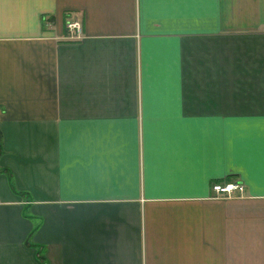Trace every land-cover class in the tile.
<instances>
[{
  "label": "crops",
  "instance_id": "crops-1",
  "mask_svg": "<svg viewBox=\"0 0 264 264\" xmlns=\"http://www.w3.org/2000/svg\"><path fill=\"white\" fill-rule=\"evenodd\" d=\"M0 264H264V0H0Z\"/></svg>",
  "mask_w": 264,
  "mask_h": 264
},
{
  "label": "built area",
  "instance_id": "built-area-1",
  "mask_svg": "<svg viewBox=\"0 0 264 264\" xmlns=\"http://www.w3.org/2000/svg\"><path fill=\"white\" fill-rule=\"evenodd\" d=\"M69 31L70 30H80V26L77 23H72L67 25ZM211 189L215 192L216 197L220 194H227L233 193L234 191L238 192V195L243 194L244 186L241 182H216L212 183Z\"/></svg>",
  "mask_w": 264,
  "mask_h": 264
},
{
  "label": "rangeland",
  "instance_id": "rangeland-1",
  "mask_svg": "<svg viewBox=\"0 0 264 264\" xmlns=\"http://www.w3.org/2000/svg\"><path fill=\"white\" fill-rule=\"evenodd\" d=\"M228 9H229V7H226L225 10L227 11ZM229 24H231V22L224 21L222 26L227 28V27H230ZM244 27H247V26H243V27L240 26V28H244ZM220 182H221V181H220ZM211 186H212V183H211ZM210 188H211V187H210ZM211 190H212V189H211ZM236 195L238 196V192H237V191H234L233 193H230L229 195H227V194H220L218 197H220V198H221V197H234V196H236ZM239 196H240V195H239Z\"/></svg>",
  "mask_w": 264,
  "mask_h": 264
}]
</instances>
